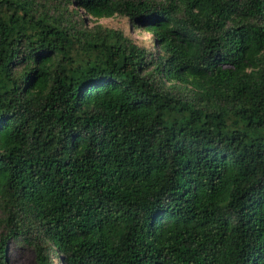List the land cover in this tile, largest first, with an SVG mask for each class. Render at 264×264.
I'll return each instance as SVG.
<instances>
[{
  "label": "trees",
  "instance_id": "16d2710c",
  "mask_svg": "<svg viewBox=\"0 0 264 264\" xmlns=\"http://www.w3.org/2000/svg\"><path fill=\"white\" fill-rule=\"evenodd\" d=\"M12 241L264 264V0H0V264Z\"/></svg>",
  "mask_w": 264,
  "mask_h": 264
},
{
  "label": "rangeland",
  "instance_id": "374dc122",
  "mask_svg": "<svg viewBox=\"0 0 264 264\" xmlns=\"http://www.w3.org/2000/svg\"><path fill=\"white\" fill-rule=\"evenodd\" d=\"M81 12L85 16L88 24L93 25L101 23L106 26L119 27L124 30H130L128 21L122 16H105L98 10H88L85 12L81 9ZM133 34L138 39L148 41L151 39V31L143 27H135ZM8 256L11 264H35L34 252L31 247L23 244L20 241H12L8 246Z\"/></svg>",
  "mask_w": 264,
  "mask_h": 264
}]
</instances>
